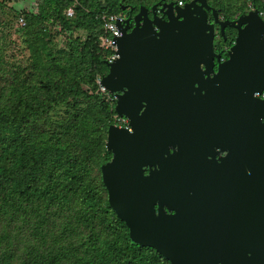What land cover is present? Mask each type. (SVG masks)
Returning <instances> with one entry per match:
<instances>
[{
  "label": "water",
  "instance_id": "95a60500",
  "mask_svg": "<svg viewBox=\"0 0 264 264\" xmlns=\"http://www.w3.org/2000/svg\"><path fill=\"white\" fill-rule=\"evenodd\" d=\"M155 8L117 23L100 83L130 128L107 130L108 204L170 264H264V20H222L207 0ZM215 27L236 31L227 49ZM208 142L226 153L210 167Z\"/></svg>",
  "mask_w": 264,
  "mask_h": 264
},
{
  "label": "trees",
  "instance_id": "16d2710c",
  "mask_svg": "<svg viewBox=\"0 0 264 264\" xmlns=\"http://www.w3.org/2000/svg\"><path fill=\"white\" fill-rule=\"evenodd\" d=\"M155 1L0 0L24 19L14 32L28 54L0 56V264H170L131 241L101 177L115 115L96 83L108 71L102 17ZM207 1L228 20L264 10V0ZM234 37L226 29L224 47Z\"/></svg>",
  "mask_w": 264,
  "mask_h": 264
},
{
  "label": "built area",
  "instance_id": "2783aa9c",
  "mask_svg": "<svg viewBox=\"0 0 264 264\" xmlns=\"http://www.w3.org/2000/svg\"><path fill=\"white\" fill-rule=\"evenodd\" d=\"M183 1L179 0L177 1V6H183ZM249 10H255L254 8L250 7ZM258 12V15L264 20V10H256ZM67 16H72V11H67ZM126 20V14L119 13V14H110L102 17V33L98 37V44L102 51V56L105 64L113 63L117 58V48L115 44V39L121 36L120 31L117 28V23H124ZM18 27H24L25 22L24 19L21 17L17 20ZM230 47V46H228ZM227 47V48H228ZM226 48V49H227ZM103 76H98L96 78V83L98 85L99 92L104 96L107 102L114 104L116 97L109 93L100 83ZM256 96H258L256 94ZM264 97V94L261 95ZM115 112V111H114ZM113 124L117 126L118 128H125L129 130V122L125 117H120L118 115H114Z\"/></svg>",
  "mask_w": 264,
  "mask_h": 264
},
{
  "label": "rangeland",
  "instance_id": "374dc122",
  "mask_svg": "<svg viewBox=\"0 0 264 264\" xmlns=\"http://www.w3.org/2000/svg\"><path fill=\"white\" fill-rule=\"evenodd\" d=\"M5 4L0 6V56L9 60L12 64H18L24 62L28 54L23 37L14 32V29L18 26L17 22L15 23L14 16L18 12L10 9L14 6L13 2H6ZM22 8L28 10L30 5L16 9L22 10ZM78 34L82 35L81 33Z\"/></svg>",
  "mask_w": 264,
  "mask_h": 264
},
{
  "label": "flooded vegetation",
  "instance_id": "af4514ba",
  "mask_svg": "<svg viewBox=\"0 0 264 264\" xmlns=\"http://www.w3.org/2000/svg\"><path fill=\"white\" fill-rule=\"evenodd\" d=\"M184 3H183V5L184 4H186L187 3V0H182ZM163 3H177V0H156L154 3H152L150 6H146V9H147V15H148V17L149 18H151V16H152V6H155L156 8H155V13H156V15L158 16V17H161L162 19H165V17L162 15V13H161V6H162V4ZM207 3H208V1H207ZM209 4V3H208ZM210 5V4H209ZM211 6V5H210ZM212 8H213V6H211ZM126 10V9H125ZM124 10V11H125ZM137 13V11L135 12V11H133V12H130L129 11V9H128V11L126 10L125 12H124V14H126V18H129V17H131V16H134V14H136ZM218 13V12H217ZM218 15H219V13H218ZM219 17L222 19V20H224L220 15H219ZM233 20H235V19H233ZM230 21H232V20H230ZM226 29H229V30H232V32H234V34L236 35V31L234 30V29H232V28H226ZM226 29H225V31H226ZM218 27H215V35H216V38H215V42L216 43H219L223 48H226V47H224V45H225V43H226V40L224 41L219 35H218ZM224 55H225V53H223L222 54V60L224 61V60H226L227 58H224ZM262 94H264V93H262ZM261 94V95H262ZM259 96L258 95V97H262V96ZM256 96V95H255ZM262 98H264V97H262ZM128 120V119H127ZM129 122V121H128ZM207 144H211V142H208ZM209 148H211V150H210V152H211V154L214 156H208L207 157V160L208 161H211V162H208V165L207 166H209L210 167V165L209 164H211L212 165V160H216V162H218L219 160V158L220 157H223V156H225V151L223 152V151H220L218 148H216V147H213V145L211 144L210 145V147ZM215 152H217V155H215Z\"/></svg>",
  "mask_w": 264,
  "mask_h": 264
}]
</instances>
